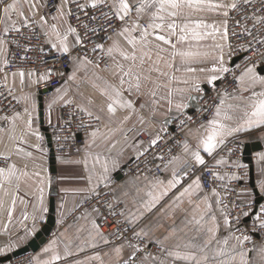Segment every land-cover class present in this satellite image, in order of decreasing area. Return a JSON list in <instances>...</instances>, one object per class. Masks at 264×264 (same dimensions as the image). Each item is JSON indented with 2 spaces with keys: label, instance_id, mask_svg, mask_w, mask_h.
<instances>
[{
  "label": "snow or ice",
  "instance_id": "6c2138e0",
  "mask_svg": "<svg viewBox=\"0 0 264 264\" xmlns=\"http://www.w3.org/2000/svg\"><path fill=\"white\" fill-rule=\"evenodd\" d=\"M73 3L78 11L84 12V20L79 16L76 17L83 34L71 24L74 13L69 5ZM89 8L93 12L98 11L99 15H89L87 11ZM52 10L55 14H51ZM2 12L0 54L6 52L7 45L11 43L16 44L25 53L21 59H27L26 54L31 50L28 45L33 39L39 40L40 35H43L51 48L70 56L74 65L87 69L88 65L95 67L100 65L89 58L88 49L83 44L85 37L90 39L91 36H97L103 41L93 43L91 52L100 50L111 59L112 64L105 65L102 69L110 78L94 72L91 87L94 93L98 94L99 102L93 96H89L87 106L76 104V111L87 116L89 120L99 122L102 117H106L112 121L117 117L118 111H123L126 113L120 120L123 124L137 113L138 108L141 112L146 107L151 108L155 114L161 101L167 103L168 111L171 112L173 96L177 93L184 96L181 102L175 104L178 111L192 105L199 107L200 101L204 99L201 93L206 89L201 87V80L194 74L207 73L203 83L215 87V82L222 79V74L231 72L234 83L239 85V92L250 93L247 97H241L244 101L242 104L227 105L228 109L242 111L240 118L242 122L235 127L223 122L233 119V116L224 110L225 97L236 99V95L227 91L221 95L218 91L219 104L215 105L214 116L195 129L199 133L195 148L185 140L183 149L187 158L182 161L183 170L178 174L174 167L171 179H159L151 175V169H148L143 175V180L137 176L134 181L119 185L121 195L114 194L112 200H105L98 191L99 184L102 182L108 187L112 183L110 173L117 168L118 162L113 160L112 167L109 168L107 159L102 160L100 153L93 154L86 151L83 159L77 163L84 165L88 172L89 183L92 181L96 165L102 169L97 183L90 188L98 198L99 205L93 207L92 213L99 216L102 215V209H106L105 223L108 222L109 217L112 218L116 231L110 235L117 236L121 241L112 248L116 257L115 264H264V242H253V236L264 231V204H259V210L254 211L255 197H253L248 204V211L241 209L232 218L230 212L225 211L227 206L223 205L216 188L212 189V196L216 197L213 203L209 196L204 194L203 184L205 175L212 182L225 180V175L215 170L216 166L229 163L224 157L216 159L217 150L225 144V137L264 125V0H230L227 3L224 0H84L83 3L80 0H53L51 4L45 0H11L10 3L3 0ZM230 12H236L240 16V20L236 21L239 31L231 33L236 39L235 44L229 41L227 20L223 22L221 29L214 22L208 23L201 15L217 13L228 17ZM13 15L17 19H13ZM58 25L63 26V31ZM24 29H27V32ZM11 33H16L17 36L10 39ZM101 33L105 35H100ZM217 34L222 40L229 41L226 46L230 57L242 54L244 67L238 76L225 66V44H215L211 50L200 46L201 41L207 37L215 38ZM53 36L55 41L52 40ZM69 36L74 37L71 43ZM22 41L26 43H21ZM106 41H111L107 48H105ZM185 44L187 47H178ZM77 46L84 53L83 56L72 55L71 50ZM40 51L43 49L41 48ZM177 57L184 66L183 70L193 74L192 77L179 79L174 75V71L180 70L175 68ZM209 61L212 63L210 68L206 66ZM3 63L5 67L9 65L7 60ZM240 67L239 64L236 65V68ZM0 72H3V68H0ZM11 75L13 78L19 76L20 84L23 86L26 76L28 78L36 76L32 83L38 84L51 79L53 75H63V73H53L51 69L43 74L18 70ZM7 79L5 73L2 86L7 95L0 91V100L7 101L8 97H11L16 104L23 102L26 106L22 111H13L11 115L0 116V121L9 125L7 129L0 125V143H3L6 136L12 145L11 148L5 145L6 151L0 152V160L4 163V166L0 167V191L5 195H9L5 184L10 186L14 184L16 193H19L22 179L30 175L27 171V163L22 167L16 162L9 163L13 155L21 159L31 158L33 153L24 147L29 144L28 137L35 135L38 140L43 139L33 129L34 114L37 109L35 95L27 93L16 96L13 89L8 88ZM68 79H76L75 71ZM177 83L190 86L177 88L174 86ZM56 91L59 95L53 97L48 104L49 121L50 110L54 104L59 101H63L64 106L74 103L72 99H66L67 89L61 92L58 88ZM12 101H8L9 104ZM138 119L144 123L143 115H139ZM170 122L168 118L164 121L165 124ZM185 123L181 121L182 125ZM79 127L87 130L91 125L81 120ZM192 132L193 129H189V133ZM98 133V128L89 133L91 143L86 144V149L96 144ZM160 139L157 135L150 141L149 146L156 145ZM29 146L43 151L39 143ZM201 152L215 160V166H209ZM143 155V151L139 152L137 159ZM258 155L260 160H264V153ZM90 158L93 161L91 169L88 166ZM159 159L163 160V156ZM177 161H180V157H172L164 168L167 169ZM232 165L237 168L242 167L239 161H233ZM33 175L38 176L39 173ZM228 178L239 179L234 173ZM185 179L189 181L186 184ZM259 187L260 196L264 198V182H261ZM173 190L177 191L173 192ZM15 203L16 197L13 195L11 206L5 209L4 200L0 199V211L7 212L9 221L15 210ZM214 204L219 207V216L216 214ZM120 205L123 207H119ZM118 207L119 211H117ZM90 215L91 213H85L83 218L88 219ZM150 216H155V219H149ZM249 216L255 217L251 234L242 231L239 227L241 219ZM117 217H121L122 220L116 219ZM168 218L173 220L170 225L163 222ZM221 218L224 228L228 230L227 235L223 237L220 235ZM35 219L34 216V222ZM145 220L148 222L143 223ZM90 224L91 230L88 233L90 241H85V244L90 243L91 247H97V237L105 244L110 243L96 219H91ZM161 229L164 231L160 232ZM129 232L132 234L131 237L127 235ZM249 244L251 247H248ZM55 245L56 241H51L43 249L44 253H50L49 258L43 261L37 259L36 264H59L62 259L73 254L66 244L62 257ZM8 250H11V245ZM79 250L83 251L84 247H80ZM4 251L0 249V254ZM105 255L109 254L105 253ZM89 259L104 264L99 254ZM73 264H85V262L76 260Z\"/></svg>",
  "mask_w": 264,
  "mask_h": 264
},
{
  "label": "crops",
  "instance_id": "0c3cea01",
  "mask_svg": "<svg viewBox=\"0 0 264 264\" xmlns=\"http://www.w3.org/2000/svg\"><path fill=\"white\" fill-rule=\"evenodd\" d=\"M7 2H11V0H7ZM225 3L230 2V0H224ZM3 0H0V20L3 19L2 12ZM25 9L27 10V5H25ZM208 23H215L218 28H223V22L225 21V17L222 14L217 13H203ZM13 19H17L15 15H13ZM61 27V31H63V26ZM3 24L0 23V29H2ZM52 40L55 41V37H52ZM74 37L69 36V42H73ZM123 43V41H121ZM195 44V42H193ZM111 44V41L105 43V48H107ZM215 44H225V66L228 67L229 60L227 57V44L226 41L222 40L220 35L217 34L215 38L207 37L203 41L200 42V46L204 49L211 50L212 46ZM178 47H187V45H178ZM48 49L51 51H56V49L51 48L48 44ZM73 50V49H72ZM71 50V51H72ZM171 50L169 49V52ZM10 55V47L7 45V51L3 54H0V68L5 67L3 61L9 59ZM117 59L119 56L117 55ZM112 62V61H111ZM207 67H211V61L207 62ZM183 65L179 57L175 59V68L180 69L179 71H174L172 69H168V71H174V75L179 79L190 78L193 74L187 73L183 70ZM75 71V80H69L68 77L73 74ZM96 73L101 76H105L106 78H110L107 72L102 71L99 67H95L94 65H88L87 69L78 67L72 63L70 70L65 74L62 78V83L56 87L50 95L43 96V110H41L40 98L42 96V91L39 90V87L43 85L46 81H41L38 84H33L32 80L36 79V76H32L31 78L25 77V83L23 86L20 84L19 76L13 78L11 74H7V85L8 88H12L16 96H22L27 93H33L35 95L37 109L34 114L33 121V129L39 134V136L43 137L42 140H38L35 135L29 136L28 141L29 144L39 143L41 149L43 151H39L33 147H30L29 144L24 145L26 150L31 151L33 156L31 158L21 159L13 155L11 162H16L18 166H23L24 163H27L29 172L28 178H23L20 184V191L16 193L15 185H7L5 184V188L8 189L9 195H5L3 191H0V199L4 200L5 209L11 206V201L13 195L16 197L15 210L9 221L7 212L0 211V249H4L3 254H0V258L3 256H7L11 253H14L22 248H25L29 245V243L36 237V235L42 230L43 226L46 224V221L50 215V205L51 200H54L55 205V226L53 228L52 233L47 237L46 242L40 246V248L34 253L35 264L36 260L39 259L41 261L48 259L50 253L46 254L43 252V249L49 245V243L53 240L56 241L55 248L64 256L65 245L67 244L70 251L73 253L71 256H68L66 259H62L59 264H73L76 260L84 261L85 264H100L98 260H90L89 257H94L99 254L101 259L104 261V264H115V254L112 252V248L115 245L109 236L104 233L110 243L105 244L98 237L96 238L97 247H91L90 243L85 244V241H90V237L88 235L91 230V219H96V214L92 212H83L75 216L76 211L82 205V203L87 200L93 193L90 191L93 185L97 183V178L99 174L102 172V169L99 165H96L95 172L93 173V178L91 183L88 180V172L85 170L84 165L82 163H77V161H81L85 155L86 151H89L93 154L100 153L102 160L104 158L107 159L109 168L112 167L111 162L113 160L118 162L117 168L110 173L111 180L118 174V172L123 168L128 162H130L133 158L138 156L139 152L144 151L147 148V144L143 142V140L139 137L140 133L145 132L152 139L157 135L161 136L167 130L173 127L174 120L180 116V114L184 112L194 111L201 106L197 107L196 105H192L191 107L184 109L182 111H178L175 108V104L181 102L184 99V96L179 93L174 94L173 96V104L172 111H168V105L165 101H161L160 105L153 114V110L151 108L146 107L142 112L137 109V113L132 115V118L121 124L120 120L124 114L123 111H118L117 117L112 121H109L106 117H102L100 122L99 133L96 139V144L93 145L90 149H86V144L91 143L90 135L84 139L83 146L79 153H64L55 155V163L54 166L51 163V149L49 142V131L46 132L45 129H51L62 122V110L66 107L63 104V101H59L54 104L51 108V117L49 121V109L48 104L53 99V97L59 95L56 89H60L63 92L65 89L68 91V95L66 99H72L74 103L72 105L76 106V104H84L87 106V98L89 96H93L99 102L98 94L94 93V90L91 87V83L94 80L93 73ZM4 72H0V86L3 85V76ZM195 76L199 77L201 80V87L205 88L206 91L201 93L204 97L207 90L212 85H207L203 83V80L207 73H196ZM15 80V83H13ZM217 82V81H216ZM215 82V83H216ZM177 88H188L190 85H184L182 83H177L174 85ZM163 92V90H161ZM196 95V93H193ZM236 99H232L229 97H225V105L224 110L228 111L230 115L233 116V119L230 121H223L224 123L235 127L238 123H241L242 111L240 109H228L227 105L229 104H242L244 101L241 97H247L250 95L249 92L240 93L239 90L235 93ZM147 99V97H145ZM143 102V101H141ZM21 104V111L26 106L23 102ZM42 113V115H41ZM139 115L144 116V123H141L138 119ZM170 119V123L165 124V119ZM222 119V117H221ZM0 125H2L5 129L9 127V125L1 121ZM198 128V127H197ZM193 128L192 133L186 134V140L189 145L195 148L198 143L199 133L195 131ZM108 137L104 139V137ZM241 140L246 144L249 143H259L262 146V150L253 153V170H254V180H255V189L259 192L260 195V183L264 182V160L259 159V153H264V125L259 127H253L246 131H241L239 133H235L232 136L225 137V144L222 145L217 151L218 155L216 159H220V152L223 147L230 141ZM143 142V144H141ZM5 145H8V148H11L12 145L8 142L6 136L4 137L3 143H0V152H5ZM114 145V146H113ZM202 155L205 156V160L208 164L215 166V160L211 157L207 156L203 152ZM180 161H177L173 165H169L167 169L164 168V175L158 177L159 179H171L172 171L175 167L177 172H181L183 170L182 161L187 158V154L183 151L180 155ZM226 159V158H224ZM227 160V159H226ZM229 161V160H228ZM241 165H247L249 170V182H247L248 188L239 193V199L244 203L251 202L253 197H255L254 205H256L257 196L255 194V189H253L250 185V167L251 165L245 162V159L242 162H239ZM93 161L89 159V169L92 168ZM199 167V166H197ZM234 167L232 162L229 161L227 165L216 166L215 170H217L221 175H225V180L223 182H231L237 181L229 180L228 176L231 173H228L226 170L228 168ZM54 168V170H53ZM33 173H39V175H33ZM237 177L238 175L235 174ZM141 180H143V175H139ZM137 176H127L122 178L118 184L114 188L115 195H121L119 191V185L127 184L131 181H134ZM187 179L184 180V183H188ZM105 187L104 183L99 184L98 191ZM42 190V193H41ZM177 190H173L176 192ZM220 193V192H219ZM251 193V195H249ZM204 194H207L210 200L215 201L216 197L212 196V191H206L204 189ZM170 195H172L170 193ZM42 197V199H41ZM221 197V194H220ZM261 197V196H260ZM123 199V197L121 196ZM261 204H264V198ZM203 207V205H201ZM44 209V211H42ZM214 209L216 210L217 216L220 215L219 207L214 204ZM85 213H91L88 219H84ZM36 217L35 222L33 217ZM42 217V219L40 218ZM149 219H155V216H150ZM145 220L143 223H147ZM166 225H170L173 223L172 218L165 219L163 221ZM164 229H161L160 232H163ZM227 229L223 226V219L221 218V231L220 235L223 237L227 235ZM160 232L157 234L159 235ZM234 242V241H233ZM11 245V250H8ZM84 247L83 251H80L79 248ZM126 251V250H125ZM108 253L109 255H105Z\"/></svg>",
  "mask_w": 264,
  "mask_h": 264
},
{
  "label": "built area",
  "instance_id": "2783aa9c",
  "mask_svg": "<svg viewBox=\"0 0 264 264\" xmlns=\"http://www.w3.org/2000/svg\"><path fill=\"white\" fill-rule=\"evenodd\" d=\"M45 2L51 4L53 0H45ZM81 3L84 0H80ZM69 7L72 8L74 15L71 17V24L73 27H76L78 31L83 34V30L79 27L76 17L79 16L81 20L85 19L84 12L78 11L76 9L75 3L70 4ZM47 11V9L45 10ZM89 15H99V12H93L91 8L88 10ZM51 14H55L52 10ZM50 14V15H51ZM227 20V27L229 30V41L233 44L236 43L235 37L231 36L233 31H239L236 27V21L240 20V16L236 12H230L228 17H225ZM249 27H251V22H249ZM27 32V29H24ZM100 35H105L101 33ZM16 33L10 34V39L16 37ZM18 38V37H17ZM43 35H40L39 40L33 39L28 45L31 49L26 55L27 59H21L25 53L16 46V44H8L10 47L9 55V65L4 67L3 72L7 74H12L18 70H23L25 72H34L38 74H43L49 69L53 73L59 72L63 75H53L51 79L47 80L43 85L39 87V90L42 93L47 90L46 93L42 94L43 96H48L51 92L62 83V78L70 70L72 65V60L70 56L61 54L58 51H51L48 49V43ZM226 41V44L229 42ZM97 36H91L89 39L85 37L83 44L86 49H88L89 58L93 59L95 63L99 64V68L103 69L105 65H111V59H109L103 52L97 50L95 53L91 52L93 43H101ZM106 41L105 43H107ZM26 43V42H21ZM43 51H40V49ZM72 55L83 56L84 53L79 50V46L71 51ZM229 60L228 67L232 69L235 75H239L240 71L244 67L242 54L240 55H228ZM238 59V60H237ZM237 60L236 62H234ZM239 64L241 67L236 68V65ZM239 89V85L234 83L233 74L227 73L222 74V79L218 80L215 83V87L211 86L204 95V99L201 102L200 108L184 112L178 116L174 122L173 127L167 130L160 136V140L154 146H149L152 138L148 136L145 132L140 133L139 137L147 144V148L143 151L144 155L137 156L128 162L121 170L116 174L112 179V183L108 187H103L99 190L101 196L105 200H112L114 196V188L118 182L127 176H139L144 175L148 169H151V175L155 177H161L164 175V165L172 158L177 157L183 151V144L186 140V134L189 132V129L197 128L200 124L206 123L207 120L211 119L215 113V105L219 104V99H217V92L219 91L221 95L225 91L228 93H236ZM0 91L5 92L6 90L3 86H0ZM15 94V93H14ZM16 95V94H15ZM8 101H12L11 97H8V100H0V116L2 115H11L13 111H21V104H16L15 101H12L9 104ZM13 105L15 107H13ZM201 109H206V111H201ZM73 113L74 115L70 116L69 114ZM191 117V120H189ZM83 120L86 124H90L91 127L87 130L83 127H79L80 121ZM70 121V123H67ZM181 121H185V124H181ZM1 122V121H0ZM100 128V122L89 120L87 116L76 111V106L69 105L62 110V122L58 126L49 129V142L50 149L53 150L55 155L64 154V153H79L84 143V139L89 136V133L94 129ZM245 143L241 140H234L228 142L220 152V156L226 158L230 162L239 161L242 162L245 158ZM160 156H163V160L159 159ZM10 163V161H9ZM4 166L2 160H0V167ZM209 166H212L209 164ZM228 173L237 174L239 179L237 181L231 182H212L210 181L207 175L203 178L204 189L206 191H212L213 188H216L221 194L223 200V205L227 206L225 211L230 212V216L234 218L240 211H248V203H244L239 199V193L248 188L247 182H249V170L247 165H242V167H231L226 170ZM98 205V198L92 194L87 200H85L82 205L78 208L75 213V216L83 212H92L93 207ZM119 207H123L120 205ZM119 207L117 211H119ZM254 211H258V206L254 205ZM107 215L106 209H102V215H96V221L101 225V231L109 236L110 240L119 244L121 241L115 235H110L116 231V227L112 224V218H108V222L105 223L104 216ZM116 219H121L117 217ZM254 216H249L248 218H242L239 227L242 231H246L251 234V229L253 227ZM235 224V221H234ZM238 234V233H237ZM131 237V232L127 233ZM254 243L264 242V231L260 232L259 235L253 236ZM251 247V244L248 245ZM155 251V249H153ZM12 254V253H11ZM4 257V256H3ZM0 264H35V258L33 252H28L18 257H13L11 260L6 262H0Z\"/></svg>",
  "mask_w": 264,
  "mask_h": 264
},
{
  "label": "water",
  "instance_id": "95a60500",
  "mask_svg": "<svg viewBox=\"0 0 264 264\" xmlns=\"http://www.w3.org/2000/svg\"><path fill=\"white\" fill-rule=\"evenodd\" d=\"M238 60V59H237ZM237 60H235L234 62H236ZM47 90H45L42 94L46 93ZM40 108L41 110H43V95L40 98ZM42 115V113H41ZM46 132L49 131V129H45ZM262 150V146L259 143H249L245 145V151H244V155H245V162H247L248 164L251 165L250 167V185L253 189H255V180H254V170H253V153L258 152ZM51 163L54 166L55 163V154L53 152V150H51ZM54 170V168H53ZM255 194L257 196V200H256V205L258 206L259 204L262 203L263 198L260 197L259 192L255 189ZM55 205H54V200H51V205H50V215L46 221V224L43 226L42 230L36 235V237L29 243L28 246H26L25 248H22L12 254H9L7 256H4L2 258H0V262H6L11 260L13 257H18L21 256L23 254H26L28 252H36L41 245H43L46 242L47 237H49V235L52 233L53 228L55 226L56 220H55Z\"/></svg>",
  "mask_w": 264,
  "mask_h": 264
}]
</instances>
